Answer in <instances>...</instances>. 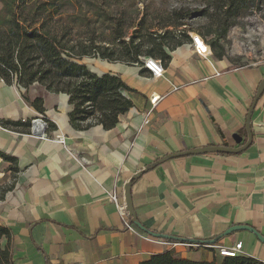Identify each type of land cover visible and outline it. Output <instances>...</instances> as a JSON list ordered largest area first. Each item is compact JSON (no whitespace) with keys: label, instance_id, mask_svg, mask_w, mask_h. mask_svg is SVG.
I'll use <instances>...</instances> for the list:
<instances>
[{"label":"crops","instance_id":"0c3cea01","mask_svg":"<svg viewBox=\"0 0 264 264\" xmlns=\"http://www.w3.org/2000/svg\"><path fill=\"white\" fill-rule=\"evenodd\" d=\"M168 55L156 78L142 64L81 56L92 73L118 75L129 87L122 94L132 106L110 129L74 127L66 93L43 90L44 110L37 111L19 87L0 79V120L31 125L41 117L49 125L45 137H36L28 134L30 125L0 123V225L9 231L1 241L11 256L6 264H138L167 251L176 259L210 261L216 246L236 241L243 255L264 264V243L252 231L237 230L206 247L181 243L216 238L235 224L264 236V92L251 113L246 150L152 165L173 152L244 143L247 134L240 129L264 63L230 66L211 53L196 54L189 38ZM147 166L130 186L142 229L109 196L124 207V185Z\"/></svg>","mask_w":264,"mask_h":264},{"label":"trees","instance_id":"16d2710c","mask_svg":"<svg viewBox=\"0 0 264 264\" xmlns=\"http://www.w3.org/2000/svg\"><path fill=\"white\" fill-rule=\"evenodd\" d=\"M0 79L6 84L17 83L26 92L31 84L39 83L47 92H63L68 95L69 103L73 106L69 112V121L79 130L88 129L101 124L110 129L118 121V116L127 112L132 106L131 100L126 98L123 90L129 89L121 78L115 74L92 73L85 63L79 62L81 56H98L108 61L117 60L141 64L140 56L169 60L168 51L180 45L189 38L188 33L177 35L172 30L158 32L146 30L144 22H139V29L128 33L129 25L123 26L114 22L108 28L113 33L109 45H100L90 40L89 44L69 45L65 41L67 28L58 34L50 29L46 20H39V15L33 12L27 14L18 10L27 5L33 8L36 2L29 0H0ZM41 5V6H40ZM40 7L45 6L44 1ZM260 10L264 7V0H219L214 8L219 10L225 19L235 17L243 8ZM39 8L35 7V10ZM195 12L187 10H173L172 20L165 22L162 27L182 24L184 19L190 18ZM150 28V27H147ZM226 28L216 31L217 39L225 36ZM209 35V32H204ZM201 35V34H200ZM202 36V35H201ZM203 37V36H202ZM215 41L209 46L212 57L222 59L223 49ZM14 84V83H13ZM25 99L37 111H43V98L38 95L31 99L22 93ZM0 123L6 127L19 125L29 126L28 120L4 121ZM31 126V125H30ZM246 135L245 125L240 129ZM2 158L13 162V158L2 155ZM9 231L0 225V264L11 261L8 246L2 244L1 238L8 236ZM138 264H263L252 256L243 254L235 257L214 256L210 261H197L174 258L170 252H162L150 256L146 261Z\"/></svg>","mask_w":264,"mask_h":264},{"label":"rangeland","instance_id":"374dc122","mask_svg":"<svg viewBox=\"0 0 264 264\" xmlns=\"http://www.w3.org/2000/svg\"><path fill=\"white\" fill-rule=\"evenodd\" d=\"M44 1V8L40 3ZM219 0H29L36 2L35 7L24 5L18 11L23 14L33 12L44 19L50 29L60 33L69 29L65 41L69 45L86 44L90 40L100 45L110 46L113 38L109 26L114 22L129 25L128 33L139 29V22H144L146 30L166 32L172 30L177 35L190 31L203 36L206 43L215 41L223 49V59L230 66L240 67L264 63V7L260 10L243 8L235 17L225 19L223 14L214 8ZM2 1H0L1 4ZM40 5V6H39ZM195 12L192 17L184 19L182 24L174 27H162L172 20L173 10ZM226 28L225 36L217 39L216 31ZM209 32V35H204ZM211 53V50H210ZM14 83V82H13ZM19 87V86H18ZM20 93L31 99L38 97L45 90L39 83L31 84L27 91L19 88ZM46 91V90H45Z\"/></svg>","mask_w":264,"mask_h":264},{"label":"water","instance_id":"95a60500","mask_svg":"<svg viewBox=\"0 0 264 264\" xmlns=\"http://www.w3.org/2000/svg\"><path fill=\"white\" fill-rule=\"evenodd\" d=\"M264 92V76L261 78V80L258 83V87L257 90L255 92V95L253 97V102L251 103L250 107L248 108V111L246 113L247 117H246V122H245V130H246V140L244 143H242L240 146H226V145H217V146H212V145H208V146H202V148H193V149H188V150H183V151H179V152H173V154H169V155H165L163 157L158 158L157 161H155L154 164L152 165H158L160 162L166 160V159H170L173 157H179V156H188V155H193V154H203V153H227V154H232V153H238V152H242L244 150H246L249 146L250 143L252 141V130H251V113L256 105V103L259 101L258 99L260 98V96L262 95V93ZM233 137L235 138V141L237 143H239L241 141V136L239 134H234ZM151 166H147L146 168L135 172L133 175H131L130 180L128 182H126V184L124 185L123 188V193H124V207L126 208L127 212H128V216L130 218V222H134L135 224H137L139 227H141L143 229V227L141 226V224L137 221L135 213H134V208L132 207V201H131V193H130V186L132 183L133 179H136L137 177H139L141 174L144 173L145 169L149 168ZM237 230H247V231H252L253 233H255L258 237V239L264 243V236L260 233H258L257 231H255V229L251 226H247V225H241V224H235L234 226L229 227L228 229H226L223 233L220 234V236H217L216 238H212V239H205L204 241H197L195 239H182L183 241H188L189 243H191V241H196L197 243H201V244H212L215 243L216 241H218L220 239L221 236L223 235H228L229 233L235 232ZM156 236L159 237H167L170 239H174L175 237L173 236H168V235H160L157 233H152Z\"/></svg>","mask_w":264,"mask_h":264},{"label":"built area","instance_id":"2783aa9c","mask_svg":"<svg viewBox=\"0 0 264 264\" xmlns=\"http://www.w3.org/2000/svg\"><path fill=\"white\" fill-rule=\"evenodd\" d=\"M189 39H190V45L192 46L194 52L196 54L200 55H207L210 53V46L206 41L203 39V37L194 31L188 32ZM140 60L142 61V66L147 68L152 74L153 77H160L163 74V64L162 61L158 58H151V57H143L140 56ZM15 87H18V84L14 82ZM156 98L152 97L150 98L151 104H155ZM31 126L29 127L28 134L36 137H45L47 130L49 128V125L47 122H45L41 117L34 119L31 121ZM59 140H62L63 138L61 136L55 135ZM1 161V157H0ZM115 204L121 209L123 213H126L127 210L122 206L118 205L117 203V197L116 195H111L109 196ZM177 243V242H176ZM182 244L186 246H195V245H203L204 247L206 246H211V244H201V243H188V242H181ZM216 254L218 256H229V257H235L236 255L243 254V248H242V242L241 241H236L233 245L225 246V245H220L216 246Z\"/></svg>","mask_w":264,"mask_h":264}]
</instances>
